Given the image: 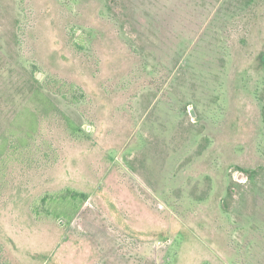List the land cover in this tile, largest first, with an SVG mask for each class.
<instances>
[{
  "label": "rangeland",
  "instance_id": "obj_1",
  "mask_svg": "<svg viewBox=\"0 0 264 264\" xmlns=\"http://www.w3.org/2000/svg\"><path fill=\"white\" fill-rule=\"evenodd\" d=\"M37 89L82 131L0 157V264H264V0H0V142Z\"/></svg>",
  "mask_w": 264,
  "mask_h": 264
},
{
  "label": "trees",
  "instance_id": "obj_2",
  "mask_svg": "<svg viewBox=\"0 0 264 264\" xmlns=\"http://www.w3.org/2000/svg\"><path fill=\"white\" fill-rule=\"evenodd\" d=\"M64 87L63 83L60 88L63 89ZM31 101L35 102V109L29 106L24 107L18 114L19 118H23L21 124H18L17 128L9 129L7 134L2 136L0 157L11 150H17L20 146L29 144V141L38 131L41 121L40 115L60 113L72 132L78 134L82 131V128L58 108L54 100L44 91L37 89L33 93ZM88 197L89 194L85 191L66 187L58 192L45 193L34 203L32 211L38 216L37 218L49 217L70 224Z\"/></svg>",
  "mask_w": 264,
  "mask_h": 264
}]
</instances>
